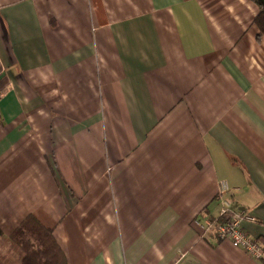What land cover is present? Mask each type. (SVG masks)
Masks as SVG:
<instances>
[{"label":"crops","instance_id":"crops-1","mask_svg":"<svg viewBox=\"0 0 264 264\" xmlns=\"http://www.w3.org/2000/svg\"><path fill=\"white\" fill-rule=\"evenodd\" d=\"M257 11L0 0V252L32 214L68 264H264L194 223L225 181L264 243Z\"/></svg>","mask_w":264,"mask_h":264},{"label":"trees","instance_id":"trees-1","mask_svg":"<svg viewBox=\"0 0 264 264\" xmlns=\"http://www.w3.org/2000/svg\"><path fill=\"white\" fill-rule=\"evenodd\" d=\"M250 1L258 9L253 16L257 36H264V0ZM2 235L0 229V239ZM5 239L9 248L3 254L0 252V264H68L52 229L42 225L32 214H28Z\"/></svg>","mask_w":264,"mask_h":264},{"label":"built area","instance_id":"built-area-1","mask_svg":"<svg viewBox=\"0 0 264 264\" xmlns=\"http://www.w3.org/2000/svg\"><path fill=\"white\" fill-rule=\"evenodd\" d=\"M230 186L225 181L218 183L219 210L211 218L194 219V223L203 234H213L219 240H228L234 247L239 248L253 258L264 256V243L250 236L243 228L242 221H254L252 215L233 208L229 196Z\"/></svg>","mask_w":264,"mask_h":264},{"label":"rangeland","instance_id":"rangeland-1","mask_svg":"<svg viewBox=\"0 0 264 264\" xmlns=\"http://www.w3.org/2000/svg\"><path fill=\"white\" fill-rule=\"evenodd\" d=\"M1 252H3V250H1Z\"/></svg>","mask_w":264,"mask_h":264}]
</instances>
